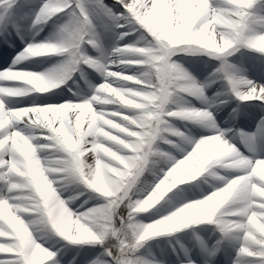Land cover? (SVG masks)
I'll list each match as a JSON object with an SVG mask.
<instances>
[{"label": "clouds", "instance_id": "obj_1", "mask_svg": "<svg viewBox=\"0 0 264 264\" xmlns=\"http://www.w3.org/2000/svg\"><path fill=\"white\" fill-rule=\"evenodd\" d=\"M5 14L0 264H264V0Z\"/></svg>", "mask_w": 264, "mask_h": 264}, {"label": "rangeland", "instance_id": "obj_2", "mask_svg": "<svg viewBox=\"0 0 264 264\" xmlns=\"http://www.w3.org/2000/svg\"><path fill=\"white\" fill-rule=\"evenodd\" d=\"M105 2L110 3L111 0H105ZM4 32L6 33V37H7V40L6 41H8L9 43H11L13 45V47H11V48L8 47V44L6 43V46L8 48V55L6 57H4V63L0 66V70H2L3 68L7 67L8 64L11 62V58L18 51H20L22 49V47H19V45L16 44V42L18 41V39L16 37L15 32L12 30L11 27H8L6 31L4 30ZM0 58H2V61H3V57L0 56ZM251 73H254L258 77L264 78V67H261L259 65H253L252 66V72ZM241 123L242 124H246V122H244V121H242ZM216 264H224L223 257H218L217 258V261H216Z\"/></svg>", "mask_w": 264, "mask_h": 264}, {"label": "snow or ice", "instance_id": "obj_3", "mask_svg": "<svg viewBox=\"0 0 264 264\" xmlns=\"http://www.w3.org/2000/svg\"><path fill=\"white\" fill-rule=\"evenodd\" d=\"M14 26V16H9L5 14L3 17H0V27L7 29L8 27L13 28Z\"/></svg>", "mask_w": 264, "mask_h": 264}, {"label": "bare ground", "instance_id": "obj_4", "mask_svg": "<svg viewBox=\"0 0 264 264\" xmlns=\"http://www.w3.org/2000/svg\"><path fill=\"white\" fill-rule=\"evenodd\" d=\"M1 31H2V27H0V33H1ZM14 35V34H13ZM12 35V36H13ZM14 37V36H13ZM16 44H18L19 45V47H23V45L20 43V41H19V39H18V41L16 42ZM2 46V45H1ZM0 46V47H1ZM15 48V47H14ZM13 49V48H12ZM4 63V59H3V61H2V58H0V66L2 65ZM252 74V76L255 78V79H257L258 80V82H262V83H264V78H261V77H258V76H256L254 73H251Z\"/></svg>", "mask_w": 264, "mask_h": 264}]
</instances>
